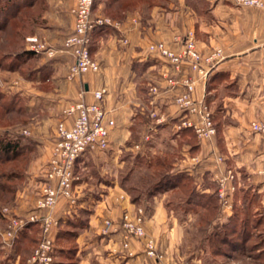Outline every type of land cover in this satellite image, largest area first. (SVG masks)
<instances>
[{
    "label": "crops",
    "instance_id": "crops-1",
    "mask_svg": "<svg viewBox=\"0 0 264 264\" xmlns=\"http://www.w3.org/2000/svg\"><path fill=\"white\" fill-rule=\"evenodd\" d=\"M42 1L46 9L39 12L42 23L33 36L45 39L58 52L49 57L27 46L38 63L33 71L37 104L51 102L56 112L51 114L57 117L63 106L78 99L82 89L92 100L93 90L106 87L104 105L116 122L108 150L85 156L78 163L81 178L77 191L82 190L78 194L83 195L78 205L71 207L61 198L54 209L59 220L53 230L55 242L60 229L76 232L73 250L67 238L56 242V264H182L186 229L192 214L193 224L200 229L199 213L185 206L181 197L176 198L180 183L162 189L152 185L144 191L138 189L137 180L155 181L156 171L165 181L177 177L183 184L189 182L192 192L216 197L217 214L208 232L234 217L240 221L247 214L258 218V225L264 227V134L251 127L255 120L264 121V11L237 5L233 0H97L93 13L111 16L121 25L105 27L94 34L91 49L100 70L69 80L73 57L61 49L74 28L70 10L76 0ZM190 31L203 54L222 49V58L211 67L206 80L190 64L178 70L159 52L149 49V44L156 41L179 49L178 37ZM122 38H127L128 43ZM186 79L195 83L193 99L205 98L213 110L217 133L210 139L197 136L188 122H196L198 116L182 110L176 102L186 90ZM45 83H49L48 89L43 88ZM152 86L158 87L157 93L151 91ZM54 135L55 129L48 135L35 136L38 154L28 170V185L21 196L18 194V214H26L34 206L38 188L45 180ZM88 162L98 165L97 183H91L92 176L83 167ZM142 164L148 172L145 178H137V168ZM228 170L236 175V190L230 193L229 205H225L218 194L219 177ZM121 194L125 198L118 200ZM137 205L145 208L146 231L164 253L162 260L146 254L144 240L133 239L125 248L121 231L102 233L106 218L117 222L124 210H133ZM178 210L184 211L187 218L179 220ZM69 219L75 222L72 226L66 224ZM5 222L0 206V230L5 228ZM27 232L33 235L32 227ZM197 240L196 261L201 262L204 252L213 260H234L239 254L250 257L242 249L216 255L206 236ZM20 245L7 247L0 236V264H21ZM62 249L71 252L64 258Z\"/></svg>",
    "mask_w": 264,
    "mask_h": 264
},
{
    "label": "built area",
    "instance_id": "built-area-1",
    "mask_svg": "<svg viewBox=\"0 0 264 264\" xmlns=\"http://www.w3.org/2000/svg\"><path fill=\"white\" fill-rule=\"evenodd\" d=\"M95 1L76 0V4L70 10L74 17V28L65 38L61 49L73 57L67 75L69 80L90 71L100 70L101 65L93 56L91 49L94 34L105 27L119 28L121 25L120 21L111 16L95 15L93 13ZM233 1L240 6L257 7L264 11V0ZM133 21L137 22V19L133 18ZM121 40L124 43L129 41L127 38ZM178 41L181 42L179 49L170 47L164 41L151 42L149 49L159 52L178 70L183 64H190L191 68L206 80L211 67L222 58V49H216L208 56L204 55L198 49L195 36L191 31L185 36L178 37ZM30 42L29 49L37 54L54 57L58 52V49L45 39L41 40L32 36ZM170 81L175 83L173 79ZM184 85L186 90L177 96V104L182 110L198 116L196 122L188 123L199 138H212L217 133V127L210 104L205 98L193 99L192 93L195 89L193 80H184ZM151 91L157 93L158 87L152 86ZM86 92L82 89L78 99L70 102L63 110V117L58 122L51 157L45 171V180L39 187L34 206L26 214H18L7 206L2 208L6 225L3 230H0V236L2 243L7 247L15 246L21 231L30 223L40 225V243L26 264H56L57 248L53 230L59 224V220L54 215V209L61 198H65L71 207L78 204L77 182L81 176L76 172V167L80 159L88 154L106 152L110 146V132L116 122L111 111L104 105L108 88L93 90L92 100L86 98ZM251 127L254 132L264 134L263 120L253 121ZM24 132L29 133L27 130ZM149 137L146 136V138ZM136 147L139 148L140 145ZM218 159L223 160L222 156ZM261 173L264 182V168ZM235 179L236 175L232 170H228L226 175L219 177L218 194L225 205H229L230 193L236 190ZM124 198L125 195L121 194L118 200ZM145 223V208L137 205L133 210H124L117 222L106 218L102 233L108 235L113 231H121L125 248L130 247V241L133 239L144 240L146 254L156 260H162L165 255L159 249L156 239L147 234Z\"/></svg>",
    "mask_w": 264,
    "mask_h": 264
},
{
    "label": "rangeland",
    "instance_id": "rangeland-1",
    "mask_svg": "<svg viewBox=\"0 0 264 264\" xmlns=\"http://www.w3.org/2000/svg\"><path fill=\"white\" fill-rule=\"evenodd\" d=\"M19 5L20 9L16 17H11L6 26H2L4 18L12 16L13 11ZM7 6L9 7L8 11L0 14V136L6 135L14 140L20 138L28 142L27 146H29L28 149L16 157L14 162L11 161L8 166L0 164V171L2 172L4 169H7L8 172L17 171L16 176L11 180L2 179L6 182L7 188L11 186V190H0V206L2 208L7 206L16 211L15 209L20 205L18 194L21 196L23 189L28 185V170L38 154L37 146L34 142L36 140L35 136L48 135L54 129L56 134L58 122L63 117V110L70 102L63 106L60 115L57 116V120V117L51 114V112L56 113L54 106L50 104L51 102L47 101L48 103L39 106L34 94L36 84L33 71L38 63L33 52L32 54L27 53L31 52L27 50V46H30V37L35 35L38 26L42 23L40 22L39 12L41 9H46L44 2L42 0H0V8ZM209 54L211 53L204 55L208 56ZM49 87V83L43 84L44 89ZM25 130L29 133L26 134ZM89 155L91 154L86 156ZM141 166L137 168V173L135 174L137 178H145L146 172H148L145 164ZM83 167L92 176H90L91 183L94 184L100 181V171L95 162H88ZM136 184L139 186L138 189L143 190L151 186L152 183L150 180L141 179L137 180ZM79 191L82 190L78 189L77 193ZM78 196L82 199L83 195L78 194ZM176 217L179 220H184L187 218V214L182 210H178ZM194 221L195 216L192 214L189 226L186 229L187 242L183 248L186 256L182 264H264V262L260 263L251 254L249 255L250 257L239 254L234 260H213L208 252H204L201 253V262L194 260L196 257L195 249L199 247L197 238L206 236L205 232L203 233L202 230L196 228V223L193 224Z\"/></svg>",
    "mask_w": 264,
    "mask_h": 264
},
{
    "label": "trees",
    "instance_id": "trees-1",
    "mask_svg": "<svg viewBox=\"0 0 264 264\" xmlns=\"http://www.w3.org/2000/svg\"><path fill=\"white\" fill-rule=\"evenodd\" d=\"M33 2V1H30ZM30 5V4H28ZM7 7L0 8V14L6 13L8 11ZM20 5L16 7L13 11L12 16H7L4 18L2 26L10 21L11 17L15 18L19 13ZM32 54V52H27ZM28 142L22 139L14 140L6 135L0 136V164L8 166L11 161H15L16 157L20 155L23 151L28 149ZM76 172L79 173V165L76 167ZM17 171L8 172L4 169L3 172L0 171V190L5 189L6 191L11 190V186L6 187L7 184L4 180H11L16 176ZM156 180H150L153 186H148L143 189H148L152 187L154 189H162L168 187L169 185H176L180 183V189L176 192V198L181 197V200L186 204L185 206L192 207L199 213L200 230L206 233L208 238L209 247L213 254L216 255H229L233 254L237 249H242L248 251L251 255H254L260 263L264 262V227L258 225V218L252 215L243 216L240 221L237 217L231 219L230 222L223 224L220 228L215 229L212 232H208L207 227L211 223L212 219L217 214L218 202L214 195L210 194H199L192 192L191 184L185 182L184 184L179 182L177 177L171 178L165 181L162 178V173L156 171ZM3 179V180H2ZM154 181V182H153ZM137 200L136 197H133ZM6 223V222H5ZM75 222L70 219L66 222L68 226H72ZM33 229V235L28 234V229ZM40 231L39 223H30L23 231H21L19 237L16 240V244H21L22 249V261L24 264L28 258L32 255L35 248L39 245L41 237L37 234ZM76 232L71 229H60L58 233L56 242H62L63 238L68 239L70 250L74 248V236ZM56 248L57 245H56ZM71 251L65 249L61 250L62 256L65 258L70 254ZM65 264V263H62Z\"/></svg>",
    "mask_w": 264,
    "mask_h": 264
}]
</instances>
